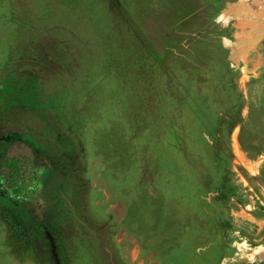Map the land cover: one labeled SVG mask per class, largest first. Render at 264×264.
<instances>
[{
	"label": "rangeland",
	"instance_id": "374dc122",
	"mask_svg": "<svg viewBox=\"0 0 264 264\" xmlns=\"http://www.w3.org/2000/svg\"><path fill=\"white\" fill-rule=\"evenodd\" d=\"M0 264H264V0H0Z\"/></svg>",
	"mask_w": 264,
	"mask_h": 264
},
{
	"label": "trees",
	"instance_id": "16d2710c",
	"mask_svg": "<svg viewBox=\"0 0 264 264\" xmlns=\"http://www.w3.org/2000/svg\"><path fill=\"white\" fill-rule=\"evenodd\" d=\"M29 166V158L25 156H12L7 159L6 168L8 169L11 177H15L18 180L17 186H26L27 176H25V171L27 174L31 173V170L28 169ZM33 173V172H32ZM16 189V187H13ZM18 188V187H17Z\"/></svg>",
	"mask_w": 264,
	"mask_h": 264
}]
</instances>
